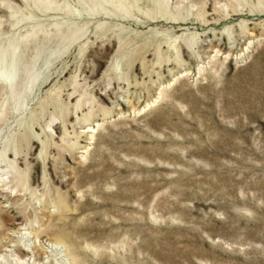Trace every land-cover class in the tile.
<instances>
[{
  "label": "rangeland",
  "instance_id": "rangeland-1",
  "mask_svg": "<svg viewBox=\"0 0 264 264\" xmlns=\"http://www.w3.org/2000/svg\"><path fill=\"white\" fill-rule=\"evenodd\" d=\"M0 264H264V0H0Z\"/></svg>",
  "mask_w": 264,
  "mask_h": 264
},
{
  "label": "bare ground",
  "instance_id": "bare-ground-1",
  "mask_svg": "<svg viewBox=\"0 0 264 264\" xmlns=\"http://www.w3.org/2000/svg\"><path fill=\"white\" fill-rule=\"evenodd\" d=\"M52 245V244H51ZM54 245H58L59 246V242H55ZM24 251H29L28 248H25Z\"/></svg>",
  "mask_w": 264,
  "mask_h": 264
}]
</instances>
